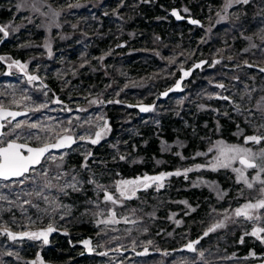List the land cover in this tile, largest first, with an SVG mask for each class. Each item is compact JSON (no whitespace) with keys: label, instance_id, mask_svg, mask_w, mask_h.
<instances>
[{"label":"trees","instance_id":"1","mask_svg":"<svg viewBox=\"0 0 264 264\" xmlns=\"http://www.w3.org/2000/svg\"><path fill=\"white\" fill-rule=\"evenodd\" d=\"M223 1L153 0L155 8L160 4L164 5L163 12H168L169 19L165 16L152 17L148 20L149 27L141 30L147 39H154L160 42V45H164V49L158 52L160 57L153 54L150 59L159 64L161 61L164 63L168 58L175 57L177 64L180 63L184 59V53L185 56L190 54L188 49L190 39L187 36L182 38L181 33L184 32L185 35L192 30L197 33L201 48L193 54L194 58L191 62L194 64L203 59H208V62L205 66L194 68L188 79L190 86L187 97L177 99L169 93L161 98L158 93L166 90L167 86L157 88L155 94L149 96L146 103H154L158 109L161 103L168 104H163V109H159L164 111L161 114L152 113L150 121H155L146 131V138L139 134L134 135L133 132L125 133L123 126L119 125L120 121L128 119L129 113H131L130 117L138 114L137 110L133 113L130 102L126 99L121 101L116 97L106 100V120L111 121L112 129L98 144L93 145L95 151H99V157L105 155L107 158V163L104 164H101L98 158L95 159L98 161L94 166L95 169L101 170L100 184H111L121 177L135 178L143 174L174 173L177 169L183 172L184 170H181L185 165L183 157H191L209 149L213 146L215 138L228 144H235L244 142V136L254 134L255 128L246 121L248 112L245 110L253 109L256 101L264 96V72L259 71L260 68H264V39H261L264 36V0H250L248 4H237L229 11L226 22H218L216 15ZM185 8L188 9L187 12L183 11ZM173 10L178 11L183 19L177 20L171 14ZM92 13L90 12L88 17L89 23L93 25L97 18ZM220 14L222 16V13ZM7 16L6 10H0V20H7ZM189 19H195L200 23L190 24ZM212 24H214L213 29ZM130 31H125V28L112 30L119 32V36H116L117 33L111 36V48L114 50L118 48L114 45L116 38L126 39L131 36ZM11 44L13 41L8 37L3 38L0 41V51H7ZM16 45L15 43V47ZM177 46L180 49L181 46L187 47L188 53L171 51V47ZM143 58L144 54H136V65H138L137 60L141 61ZM3 60H0V64H3ZM215 60H219L220 63L211 66L210 63ZM191 65L184 67L189 69ZM179 67L177 65L175 72L164 69L167 73H173L171 83L178 78ZM153 70L161 71L158 65H155ZM159 74L161 72H155L154 75ZM248 80L252 82V86L245 88V82ZM220 83L236 84V87L233 86L236 90L235 94L223 95L230 97L235 104L214 97V84ZM247 92H251L253 97L251 101L246 96ZM176 94L180 97L184 95L181 92ZM188 101L192 103L188 104ZM205 102L207 103L203 107L201 104ZM214 102L216 106H221L219 110H214ZM237 104L243 115L235 110ZM252 120L255 125L264 123L260 120L259 114H256ZM135 123L130 126L132 130L136 127ZM238 127L243 131V135H239ZM175 135L178 137L175 138ZM111 142L115 143L114 147L110 146ZM171 142L173 146H182V149L174 150L176 154L169 152ZM251 147L258 150L264 145H251ZM77 162L82 165L83 156H79ZM86 163L88 166L90 163L94 164L92 158ZM195 173L197 171L188 172L187 178L184 175L174 176V184L169 190L168 187L158 191L150 188L146 193L142 192L144 200H140V194L137 193L136 198L127 203L128 210L136 209L137 214L143 211L149 215L138 218L140 222L135 225L121 222L116 225V231L113 233L108 228L101 233L102 225H98L96 219L90 215L91 198L86 197L90 192L85 191V196H81L82 192H78L79 209L72 212L69 218L66 217L65 221L70 223L69 227L60 226L67 228V231L51 234L50 243L41 255L46 257L52 254L57 264H191L193 257H196L197 264H214V240L217 235L221 256L229 258L228 261L232 264H253L252 257L264 253V243L247 235L241 242L239 239L241 231L248 229L243 221L227 222L226 227L218 229L219 233L212 232L200 240L197 248L204 252L203 258H200L198 253L181 248V245L201 237L207 225L210 227L214 223V212L208 213V203L201 197V191L207 189V183L204 179H197L200 174ZM86 175L88 176L87 173ZM92 185L94 184H88V189ZM172 198V202L168 201ZM175 205L182 207L179 217L173 215ZM177 220L180 221L179 224L176 223ZM192 230H197L195 235L192 234ZM233 234H236L235 238H232ZM112 235H116L118 239L114 241ZM83 238H91L97 243L96 251L86 253L81 244ZM52 240L57 241L58 244L51 242ZM148 241L152 243L149 244ZM111 242L117 247L114 252L109 251L113 247L109 245ZM101 252H107V255H99L98 253Z\"/></svg>","mask_w":264,"mask_h":264},{"label":"rangeland","instance_id":"2","mask_svg":"<svg viewBox=\"0 0 264 264\" xmlns=\"http://www.w3.org/2000/svg\"><path fill=\"white\" fill-rule=\"evenodd\" d=\"M16 3L17 0H0V10H6L8 12L7 20H0V25L12 24L20 26L18 31L11 32L8 36V39L12 40L13 44L9 46L7 51H0V57L5 58L3 64H0V93H4L5 95L0 96V100H4L6 104L12 99L20 100L21 103L19 107L15 105H10V107L29 110L30 113L28 115L17 121L36 122L53 127L57 123H60L63 127H70L72 129L71 134L76 137L81 135L88 137L91 134L94 138V133L98 130V126H102L104 120L107 118L106 100L116 97V99H120L121 101L126 99L132 104L130 108H133V113H135L136 110L138 113L136 116L132 117H130L131 113H129L128 119L126 118L119 122L120 127L123 126L125 133L133 132L134 135L139 134L140 136H145L146 131L150 126L152 127V123L155 121H150L152 113H155V115L161 114L164 111L159 109H163V104H168L161 103L158 109L156 108V104L146 103L149 96L155 94L157 88L167 86L166 90L158 93L161 98L166 97L163 95L165 92H167L168 95L170 93L173 95V98L177 99L187 97L189 94L188 87L190 86L188 79L192 75L194 65L201 61H205L206 63L202 65L205 66L208 62V59H203L192 64L191 60L194 58L193 54L196 53L198 48H201L200 39L197 38V33L192 30L190 32L188 31L189 33H185V35L184 32L181 33L182 38H186L187 36L190 39L188 40L190 54L185 56L184 53V59L180 63H170V59L168 58L167 62L163 63L161 61L159 64H156V62L150 59V56L153 54H157L160 57L158 52L164 49V45H160L161 43L154 39H147L141 30L149 27L147 26L149 24L148 20L152 17L165 16L169 19L168 12H163L164 5L160 4L158 8H155L153 0H48V3L54 10L61 12V15L57 18L60 27L51 28L47 27L49 23L48 17L33 14L28 11L17 13L15 7ZM224 3L225 0L222 2L221 9L218 12L222 13L224 19L220 20V17H217L216 19H218L219 22H226L229 18V11L235 6L228 9L227 12H224ZM70 4L79 5V7L69 8L68 5ZM44 11H47V9H44ZM90 12H93L92 14L97 18V21L93 25L89 23L88 14ZM29 16H32V23H28L26 19ZM161 24H163V21ZM124 28L125 31L131 30V36L129 35L126 39L116 38L114 45L118 48L115 50L112 49L111 36L114 33H117L116 36H119V32H112V30H124ZM213 28L214 24H212V29ZM2 39L3 34L0 35V41ZM14 42L17 44L16 47ZM45 43L51 46V56L48 55L49 50L44 47ZM167 48L169 47L167 46ZM170 49L171 51L179 50V53H181V51L188 53L189 51L187 47L182 46L181 49L178 48V46L174 48L171 47ZM136 54H144L143 60H137L138 65H136L135 60ZM102 56L104 57L103 60L100 59ZM13 60L27 64L26 72L31 75H37L39 80L29 84L26 75L18 68L8 67ZM210 64L211 66L213 65V63ZM155 65H158L161 71L153 70ZM177 65L180 66V69H191V74L181 81V90L170 91V89L175 88L176 82L181 80L182 73L179 69L178 78L174 79L171 83V76H173L171 74L173 73H167L164 69L175 72ZM184 65H191V67L188 69L185 68ZM202 70L205 69L202 68ZM155 72H161V74L155 76ZM45 85L47 86L46 88L44 87ZM215 85L216 84H214V97L217 95H233L236 92L233 87H236V84L225 85V89L217 88ZM251 86V81L248 80L245 82V88ZM45 91L47 95H44ZM180 92L184 94L183 97L176 94ZM22 95L29 96L30 99L21 100ZM57 99H59L61 103H55L54 101ZM91 101L97 102L91 103ZM41 103H46L47 107L39 112L31 111L34 106H38ZM189 103H192V101H188V104ZM206 103L207 102L201 105L205 107ZM141 106L151 107L152 110L141 112ZM220 107L221 106H216L214 102V110H219ZM61 109H70V111H61ZM126 110L128 109H125V111ZM188 110H190V108ZM100 117H103V120L100 119ZM69 120H72L71 125L68 124ZM107 122L109 128L112 129L111 121ZM134 122H136V127L132 130L133 128L130 126ZM13 123H15V121ZM7 130V128L3 129V131ZM23 131L27 132L29 130L24 129ZM31 131L42 138L41 140H36L35 138L29 140L28 142L32 145H41L45 140L48 142L54 141L50 136L40 132L38 129ZM161 133H163V131H161ZM177 137L178 135L175 138ZM124 138L128 139L127 137ZM144 138H146V136ZM214 140L213 146L218 141H221L217 140V138ZM22 141L23 137H21V142ZM181 141L186 142L185 140ZM243 143L244 142L229 145H242ZM173 145V142L169 144V152L176 154V149H182V146ZM110 146L114 147L115 143L111 142ZM247 146L251 147V145ZM208 150L209 149L202 152L206 153V155L183 157V163L185 165H183L184 167L181 170L195 168L196 165L203 166L195 174H200L197 176V179H204L207 183V189L201 191V197L208 203V213L215 209V223L217 222V217L218 219L223 218L222 214L224 210L227 209L230 211L235 209L248 199H252L253 202H255V198H259L257 189L260 185L257 184L253 190H249L244 187L243 184H238L236 182L235 173L232 172L230 168H218L216 171H213L211 165L214 162V153ZM88 152L92 153L89 158L93 159L94 164L90 163L87 169H85L82 165L86 163L84 157ZM98 153L99 151H95L91 143L79 140L71 148L52 152V156L57 158V162H59L60 155H63V170L70 174L74 173L80 181L78 191L66 189L67 195H64L54 189L49 194L50 198H55L56 203L61 205V207H57L53 210V206H50L43 200H36L35 197L24 196H21V200L16 201L13 205L0 202L5 209V211L0 212V217H2L0 223H7L10 226V230L14 233L24 231L37 232L45 230L49 226L54 229V231L48 234L47 244H44L42 240H28L27 238L9 241L6 236H0V264H27V262L36 260L38 253L43 264H57L52 254H48L46 257L41 254H43V250H46L45 247L49 245L51 234L55 232L60 234L67 231V228H62L60 226L67 227L70 223L65 221L66 217H70L72 212L79 209L78 202L80 198L77 196L78 192H82L81 196H85V191L90 192L86 197L91 198L90 215L94 217L96 221L106 218L109 208L114 209L119 217L129 216L132 219H138L143 215H149L142 211L139 214L136 212L135 216H132L131 211L127 208V203L132 199L124 202L126 204L124 208L102 202L104 193L103 191L97 190V184L103 185L110 192H115V183L117 181L132 178L121 177L111 184H100L102 181V176L100 175L101 170L95 169L94 166L97 165L96 162H98L95 159L98 158L99 162L104 164L107 163V158L105 155L99 157ZM79 156H83L82 165H79L77 162ZM43 166L52 169L53 172L56 170L55 164L51 160L44 162ZM234 166L238 167L239 164L237 163ZM159 174L160 173L151 175L143 174L137 177H143L144 175L155 176ZM254 174L255 170H248L246 173L249 179H251V176ZM174 176L175 175H170L165 178L163 181V188L168 187L169 190L173 186ZM90 179L94 180L95 183L88 189V184H90L88 181ZM0 183L9 182L0 181ZM53 183L60 184L63 183V181L58 182L53 180ZM23 187L25 190L31 189V185L28 184ZM150 188L158 191L155 186L149 187L148 189ZM147 190L137 192L140 194V200H144V198H142L143 194L141 193H146ZM241 190H243V194H241ZM0 191L7 193L8 189H0ZM15 192H20V188H15ZM218 193L223 194L222 198L218 196ZM10 199L15 201V195L11 196ZM23 199H33L34 203L39 205V209L29 205H23L21 207ZM172 200L173 198L168 199L170 202H172ZM179 202L181 203L180 200ZM165 203H167V201H165ZM97 204L99 208H97ZM99 210H104V214L101 216L95 215ZM181 211L182 207L180 205H175L173 215L179 217L180 215L178 214ZM13 220L15 223H13ZM241 221L244 222L248 229L241 231L242 233L239 235L240 240L241 237L246 236V232L250 233L253 227L257 226L250 221L242 219ZM101 225V233H104L106 228L113 233L116 231L115 227L118 224L108 226ZM260 226H264V220L260 222ZM192 231L193 235L197 232V230ZM216 231V233H219L218 229ZM77 235H79V233H77ZM112 237L114 241L118 239L116 235H112ZM235 237L236 234H233L232 238ZM218 239L216 235L214 240V264H232L228 261L229 258L221 256ZM84 240L91 241L88 247H91L93 251H88V247L82 243ZM51 242L58 244L55 240ZM81 244L86 253L96 251L98 246L91 238H83ZM186 244L187 243L181 245V248H185ZM109 245L113 246L112 242ZM55 246L58 247V245ZM115 250H117L116 246L109 249L110 252H114ZM9 252L12 254L8 255ZM252 261H254L253 264H264V253L256 256L254 255Z\"/></svg>","mask_w":264,"mask_h":264},{"label":"snow or ice","instance_id":"3","mask_svg":"<svg viewBox=\"0 0 264 264\" xmlns=\"http://www.w3.org/2000/svg\"><path fill=\"white\" fill-rule=\"evenodd\" d=\"M250 0H225L223 5V11L227 12L228 9L232 8L236 4H248ZM17 13L22 11H28L33 14H39L40 16H45L49 18L48 28L51 27H60L57 22V18L61 15V12L54 10L51 5L48 3V0H17L15 5ZM69 8L79 7V5H68ZM47 9V11H44ZM183 11L187 12L188 9L185 8ZM176 17L177 20L183 19L178 11L173 10L171 13ZM217 16L220 17V20H223L224 17L220 13H217ZM28 23H32V16L26 18ZM190 24L199 25V21L195 19H189ZM219 22V21H218ZM20 26H15L12 24L0 25V33L3 34V38H7L11 32L18 31ZM75 27V26H73ZM158 39V38H157ZM264 39V36L261 37ZM45 48H47L48 55L51 56V46L48 43H45ZM5 59L0 57V60ZM101 60L104 57H100ZM177 62L176 58L173 57L170 59V63L175 64ZM205 61H201L194 65V68H200ZM213 66L219 64V60L212 62ZM83 66V65H82ZM251 67V65H248ZM9 68L16 67L22 73L26 75L27 82L32 84L35 81L39 80L37 75H31L26 72L27 64L22 63L17 60H13L12 63L8 65ZM182 76L181 80L176 82L175 88L170 89V91L181 90V81L188 77L191 74V69L184 70L180 69ZM260 72H264V68L259 69ZM218 88L224 89L225 85L223 83L215 85ZM47 87L46 85L44 86ZM254 91V90H253ZM5 95L0 93V96ZM44 95H47V92H44ZM164 96H167L168 93H163ZM246 96L249 101L253 99L251 92H247ZM212 98V97H209ZM215 98L227 100L230 103L235 104V101H232L228 96L217 95ZM30 97L26 95L21 96V100H29ZM243 100L244 97L242 96ZM59 104L61 101L59 99L54 101ZM97 101H91V103H96ZM119 103V101H115ZM21 101L12 99L7 104L4 100H0V181H7L9 183H0V189H8V192L5 193L0 191V202H6L8 205L15 204L16 201L21 200V196L24 197H35L36 200H43L45 203L53 206V210L61 205L56 203L55 198H50V193L52 190L67 195L66 189H72L73 191L79 190L80 181L77 179L74 173L70 174L63 170V155L59 157V162L57 158L52 156L53 150H61L65 148H71V146L77 141H86L92 145L98 144L101 139L106 135L110 128L108 126L107 120H104L102 126H98V130L94 133V138L90 134L88 137L83 135L76 137L71 134L72 129L70 127H63L60 123H57L53 126H46L36 122L29 121H17L18 116H26L27 112L21 111H12L10 105L20 106ZM113 103V101H109ZM46 103H41L38 106H34L31 111L39 112L42 109L46 108ZM70 109H61L65 111ZM151 107L141 106V112L151 111ZM235 110L243 115L240 106L235 105ZM248 116L246 121L255 128L253 135L244 136V143L242 145H229L223 141H218L213 147L209 148V152L214 153V162L211 165L213 171H216L218 168H230L232 172L235 173V179L238 184H243L249 190H253L258 184L260 187L257 189L259 192V198H255V202L252 199L246 200L245 203L236 207L232 210H224L222 219H217V222L213 223L206 231L203 232V235L197 240L189 241L185 245V250L198 253L200 258L204 257V252L199 251L197 245L200 243L204 237H207L210 233L215 232L217 229H222L226 227L227 222L239 223L242 220L250 221L256 224L250 233H245V235H251L256 239L260 240L261 243H264V226H260V222L264 220V147H260L258 150H254L252 147L247 145H264V123L258 125L253 124L252 118L259 114L261 121H264V96L256 101L253 109H246ZM78 119V118H77ZM103 120V117H100ZM15 121V123H13ZM68 124H72V120L68 121ZM7 128V131L3 129ZM24 129L29 131L24 132ZM38 129L40 132L45 133L47 136H50L54 142L43 141L41 146H32L28 141L35 138L36 140H41L42 138L31 130ZM239 135H243V131L239 130ZM21 137L23 141L21 142ZM92 155L91 152H88L84 159L87 161ZM196 155H206V153H197ZM124 159V157H120ZM51 160L55 164V171L53 172L50 168H45L44 162ZM239 164L238 167L234 166ZM83 168L87 169V163L82 165ZM203 167L202 165H196L195 168L185 169L183 172L176 171L174 173H160L155 176L144 175L143 177H135L132 179H121L115 183V192H110L103 185H96L98 191H103V203L115 205L120 208L126 207L125 201L136 198L138 191L147 190L149 187L155 186L157 190L164 187L163 181L167 176L175 175L180 176L184 175L187 178V173L192 171H199ZM255 170V174L251 176V179L246 175L248 170ZM55 181H63L60 184H54ZM89 183H95L94 180L90 179ZM31 185L30 190H25L24 185ZM20 188V192H15V188ZM243 194V190H241ZM15 195V201L10 199L11 196ZM218 196L222 198L223 194L218 193ZM186 203V202H185ZM23 205H29L37 207L39 205L34 203L33 199H23L21 202V207ZM97 208L99 205L97 204ZM10 210V209H8ZM5 211L3 204H0V212ZM136 209L131 210L132 216H135ZM215 212V209L213 210ZM104 214V210H99L95 213L97 216ZM219 215V214H218ZM171 218V217H170ZM2 221V217H0ZM123 221L125 224H138L140 221L137 219H132L129 216L119 217L117 212L109 208L108 215L104 219L97 220V224H103L105 226L119 224ZM13 223L15 221L13 220ZM177 224L180 221H176ZM54 231V229L49 226L45 230H40L37 232H20L14 233L10 230V226L7 223H0V236H6L9 241H16L18 239H32L40 241L42 240L44 244L48 243V234ZM241 242H243V237H241ZM86 247L91 244L90 240H84L82 242ZM149 244L152 241H148ZM88 251L91 252L93 249L88 247ZM12 253L9 252L8 255ZM99 255H107V252L98 253ZM254 255V253H253ZM27 264H43L39 253L37 254L36 260L27 262ZM191 264H197L196 257H193Z\"/></svg>","mask_w":264,"mask_h":264},{"label":"water","instance_id":"4","mask_svg":"<svg viewBox=\"0 0 264 264\" xmlns=\"http://www.w3.org/2000/svg\"><path fill=\"white\" fill-rule=\"evenodd\" d=\"M10 108H11V107H10ZM11 110H12V111L27 112V115L30 113L28 109H16V108H11ZM22 117H24V116H18V117H17V120L20 119V118H22ZM52 142H54V141H52ZM75 144H76V143H75ZM75 144H73V145H75ZM31 145H32V144H31ZM73 145H72V146H73ZM32 146H41V145H32ZM72 146H71V147H72ZM65 149H68V148H65ZM65 149H61V150H53L52 152L62 151V150H65Z\"/></svg>","mask_w":264,"mask_h":264}]
</instances>
